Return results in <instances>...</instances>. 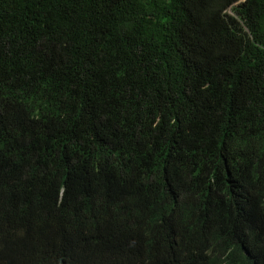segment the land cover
<instances>
[{"label": "trees", "instance_id": "1", "mask_svg": "<svg viewBox=\"0 0 264 264\" xmlns=\"http://www.w3.org/2000/svg\"><path fill=\"white\" fill-rule=\"evenodd\" d=\"M0 264H264V0H0Z\"/></svg>", "mask_w": 264, "mask_h": 264}, {"label": "clouds", "instance_id": "2", "mask_svg": "<svg viewBox=\"0 0 264 264\" xmlns=\"http://www.w3.org/2000/svg\"><path fill=\"white\" fill-rule=\"evenodd\" d=\"M120 225H121V229H122V234H121V236L118 234V239L116 242H114V244H119L120 242H122V239L128 234L127 228L126 229L123 228L124 224L122 225L120 222Z\"/></svg>", "mask_w": 264, "mask_h": 264}]
</instances>
